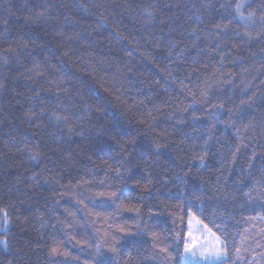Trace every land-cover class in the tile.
<instances>
[{
  "label": "trees",
  "instance_id": "trees-1",
  "mask_svg": "<svg viewBox=\"0 0 264 264\" xmlns=\"http://www.w3.org/2000/svg\"><path fill=\"white\" fill-rule=\"evenodd\" d=\"M190 215L264 264V0H0V264H181Z\"/></svg>",
  "mask_w": 264,
  "mask_h": 264
},
{
  "label": "rangeland",
  "instance_id": "rangeland-1",
  "mask_svg": "<svg viewBox=\"0 0 264 264\" xmlns=\"http://www.w3.org/2000/svg\"><path fill=\"white\" fill-rule=\"evenodd\" d=\"M216 237L193 215H190L187 220V234L181 264H211L217 262L215 256L209 255L214 249L220 247Z\"/></svg>",
  "mask_w": 264,
  "mask_h": 264
},
{
  "label": "snow or ice",
  "instance_id": "snow-or-ice-1",
  "mask_svg": "<svg viewBox=\"0 0 264 264\" xmlns=\"http://www.w3.org/2000/svg\"><path fill=\"white\" fill-rule=\"evenodd\" d=\"M241 7H242V5L238 4V5L236 6V10H237V12L240 14L241 18H244V16H243V12H240V8H241ZM217 27L219 28L220 26L217 25ZM57 119H59V117H57ZM158 147H159V146H158ZM33 159H35V157H33ZM145 188H147V185H145ZM113 195H114V194H113ZM136 211L138 212L139 209H136ZM205 227H206V226H205ZM121 231H124V229H121ZM210 231H211V230L209 229V232H210ZM213 235H215V234L213 233ZM216 241H217V243L220 244V247L214 249L212 252L209 253V255H211V256H215L216 259L219 261V260H221V259L226 255V253L223 251V248L225 247V245L223 244V242L220 241L219 237H216ZM186 248H187V244H186ZM50 251H51V254L55 255V254H58L59 249H58V247H53V248H51ZM162 251H163V250H162Z\"/></svg>",
  "mask_w": 264,
  "mask_h": 264
}]
</instances>
